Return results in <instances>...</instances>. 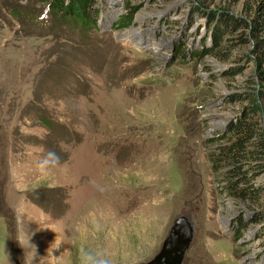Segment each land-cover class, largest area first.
Listing matches in <instances>:
<instances>
[{"label": "rangeland", "instance_id": "rangeland-1", "mask_svg": "<svg viewBox=\"0 0 264 264\" xmlns=\"http://www.w3.org/2000/svg\"><path fill=\"white\" fill-rule=\"evenodd\" d=\"M50 3L0 0V264L146 262L176 216L192 226L181 264H264V218L206 159L252 91L250 42L194 54L210 16L253 0H93L88 28ZM49 150L65 167L40 176Z\"/></svg>", "mask_w": 264, "mask_h": 264}, {"label": "trees", "instance_id": "trees-1", "mask_svg": "<svg viewBox=\"0 0 264 264\" xmlns=\"http://www.w3.org/2000/svg\"><path fill=\"white\" fill-rule=\"evenodd\" d=\"M92 2L52 0L50 4L65 17L88 28L94 25L89 11ZM132 10L130 7L129 11ZM242 11L244 16L238 18L224 11L219 16H210L213 20L210 27L213 47H203L194 54L211 53L215 47L218 48L213 53L222 47L227 48L222 51L226 53L234 45L250 42L252 91L241 94L245 104L209 138L212 147L206 159L216 188L228 199L243 203L250 211L253 209L250 221L258 222L264 218V209L261 210L264 207V183L258 181L264 175V0H253ZM124 17L128 21L129 17ZM238 28L242 29L239 33L235 32ZM234 32V36H225ZM222 37L225 41L220 45ZM238 223V226L243 225L241 220Z\"/></svg>", "mask_w": 264, "mask_h": 264}, {"label": "water", "instance_id": "water-1", "mask_svg": "<svg viewBox=\"0 0 264 264\" xmlns=\"http://www.w3.org/2000/svg\"><path fill=\"white\" fill-rule=\"evenodd\" d=\"M191 238L192 226L183 225L182 216H176L159 250L148 261L136 264H181Z\"/></svg>", "mask_w": 264, "mask_h": 264}, {"label": "clouds", "instance_id": "clouds-1", "mask_svg": "<svg viewBox=\"0 0 264 264\" xmlns=\"http://www.w3.org/2000/svg\"><path fill=\"white\" fill-rule=\"evenodd\" d=\"M65 164L60 155L53 150H49L36 165V170L40 176H50L64 169ZM79 264H114L110 256L103 249L82 250Z\"/></svg>", "mask_w": 264, "mask_h": 264}]
</instances>
